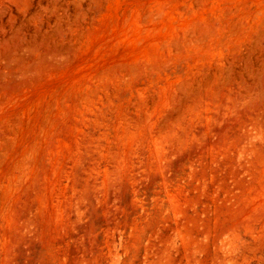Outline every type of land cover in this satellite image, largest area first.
<instances>
[{
    "label": "rangeland",
    "instance_id": "1",
    "mask_svg": "<svg viewBox=\"0 0 264 264\" xmlns=\"http://www.w3.org/2000/svg\"><path fill=\"white\" fill-rule=\"evenodd\" d=\"M0 264H264V0H0Z\"/></svg>",
    "mask_w": 264,
    "mask_h": 264
}]
</instances>
